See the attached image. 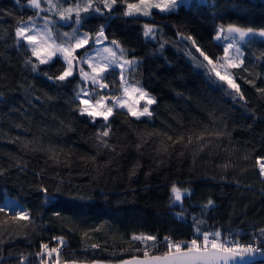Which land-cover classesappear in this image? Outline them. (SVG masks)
Returning <instances> with one entry per match:
<instances>
[{
    "label": "trees",
    "instance_id": "16d2710c",
    "mask_svg": "<svg viewBox=\"0 0 264 264\" xmlns=\"http://www.w3.org/2000/svg\"><path fill=\"white\" fill-rule=\"evenodd\" d=\"M94 3L101 11L82 14L81 29L94 34L103 25L107 40L139 59L142 87L156 100L153 114L136 119L116 107L108 146L101 144L103 119L93 122L79 112L85 81L78 64L66 81L49 80L44 73L59 75L64 61L39 64L23 41L17 44L26 5L0 0V206L6 207L0 264H40L41 243L56 247L59 237L60 262L110 263L143 255L133 234L184 239L199 227L243 243L255 235L264 240V178L257 164L264 157V92L258 91L264 57L257 58L264 38L240 42L244 63L229 69L239 94L196 50L219 61V25L264 28V0L195 1L171 12L153 10L151 18L124 16L121 0L111 11L101 0ZM145 24L153 35H144ZM173 185L185 191L179 203ZM209 199L213 204L205 207ZM15 211L30 219H13ZM250 264H264V256Z\"/></svg>",
    "mask_w": 264,
    "mask_h": 264
},
{
    "label": "snow or ice",
    "instance_id": "6c2138e0",
    "mask_svg": "<svg viewBox=\"0 0 264 264\" xmlns=\"http://www.w3.org/2000/svg\"><path fill=\"white\" fill-rule=\"evenodd\" d=\"M48 4V9L41 7V0H27L28 6L36 9V15L38 16L40 11H52L55 10L59 19L65 22L71 21L75 25L82 26L85 17L82 13H89L90 11L100 12L101 9L95 5L94 0H75V3H69L67 7H64V0H43ZM104 8L111 11L113 7L118 3V0H101ZM126 3V10L123 12L124 16L144 15L149 16L151 9L155 8L161 12L174 11L182 2V0H139L138 3H127V0H121ZM34 21L33 16H29L27 20L18 21V26L15 30L17 38V44L23 41L32 52V55L37 58L39 64H48L54 58L63 59L66 67L59 73V75H48L49 80L64 82L69 77L74 75V67L77 64L88 63L92 69L94 75L86 73L83 68H80L82 79L85 81L90 80L93 86H98L101 89L108 88L109 85L102 83L106 78L105 74L113 66H119L122 69L121 72V86L125 93L131 90L137 94L138 99L135 103L138 105L140 100L145 101L142 108H135L133 105L125 104L120 98H112V103L109 105L107 97L97 93L99 98H93L91 93H85L89 99H81V104L84 107L79 108L81 115H87L95 122L97 117H101L105 122L101 130L97 132V139L104 146H108L107 140L104 139L110 135V117L114 114V109L127 108L129 115L140 119L143 116H152L150 106L156 103L154 97H152L145 89L139 86L137 83H132L125 79L123 75L124 66L127 65L129 72L136 64L135 59H127L125 56V50L120 47L117 41L113 40L111 43L119 49V52L113 48H104L103 52L96 51V56L100 59L93 62V57L89 55L88 51H85L84 56L77 55V49H85L91 42L99 44L103 39H106L104 34L103 25L94 34L89 32L80 33L79 29L74 27L71 32H63L57 35L52 29L48 27L46 23L44 30L36 29L34 24L32 27L28 25ZM144 35L146 37L153 35V26L149 24L144 25ZM252 36H259L264 38V28L253 29L251 27L245 28L237 24L219 25L214 39L217 41H228L223 45V60L221 67L224 69L223 74L216 71L217 77L227 83L228 87L234 89L236 93H240L239 86L235 83L232 74L229 69L240 68L244 60L242 59L243 53L241 51L240 42L245 41ZM192 40L195 46V40L191 36L186 37ZM197 52L213 65V71L216 69V65L212 59L206 55L200 47L197 46ZM233 52L235 54H233ZM43 53V54H41ZM264 54H261V57ZM122 61V63H121ZM27 64H32V71H37V65L32 63L29 58L26 60ZM260 92H264V89H258ZM80 94L77 93V98ZM241 99H244L243 95H240ZM94 99V103H90V100ZM171 140L172 138L169 137ZM202 139V137H201ZM174 143L176 141H173ZM50 151L55 154V149ZM257 164L259 166V173L261 177H264V157L257 158ZM47 193V189H42ZM173 193V202H179L182 200L181 189L173 185L171 189ZM213 201L209 199L205 207L211 206ZM11 210V209H8ZM0 212H6L5 206H0ZM19 217L23 220H29L30 217L26 212L15 211L13 213V219ZM197 223H203V221H197ZM261 237H264V228L259 230ZM59 240V244L56 247H50L48 244L41 243L40 252L36 255L39 258L40 264H60L62 258L61 248L64 246L63 237L54 238ZM133 243L139 241L143 245V258L133 257L131 261H125L124 264H242V262L261 249L256 247L253 243H242L239 240L232 239L231 234L225 235L222 231H205L199 227H195L193 237L190 240L174 241L171 237L165 236L163 240H160L155 235L148 234H133L131 237ZM166 250L159 255L152 254L153 250L158 247H165ZM96 247V245H93ZM140 250V249H138ZM55 254V259L53 255ZM75 264V262H73Z\"/></svg>",
    "mask_w": 264,
    "mask_h": 264
},
{
    "label": "rangeland",
    "instance_id": "374dc122",
    "mask_svg": "<svg viewBox=\"0 0 264 264\" xmlns=\"http://www.w3.org/2000/svg\"><path fill=\"white\" fill-rule=\"evenodd\" d=\"M20 1L22 3H25V5H26L24 7L23 20L26 21L29 16L34 17V21L28 25L29 27H32L34 24L36 29L43 31L45 23H46V18H47L48 27L50 29H52L57 35H59L60 33H63V32H71L74 27L78 28L80 33L85 32L83 29H81L80 26L75 25L71 21L65 22V21L60 20L59 15L55 10L40 11L39 15L37 16L36 15L37 10L29 7L27 0H20ZM195 1L205 3L206 0H182L180 5H184V4L189 5L191 2H195ZM54 2H55V0H54ZM138 2H139V0L132 2V3H138ZM69 3H75V0H64V7H67ZM41 7L43 9H48L49 6L47 3H44L43 0H41ZM153 10H158V9H155V8L151 9V13ZM82 14L86 15V13H82ZM134 16H137L140 18H142V17L143 18H151L152 17L151 14L149 16H144V15H134ZM111 41L107 40V38H106V39H103L101 43L97 44L93 40V42L90 43V46L85 48V50H83L81 52L80 56H84L85 51H88L89 55L93 57V62H94V61L100 59L99 57L96 56L95 50H100L101 52H103L104 48H113L115 51L119 52V49L116 48L115 45H113L111 43ZM221 42H223V45H224L228 41L221 40ZM121 48H123L125 50V56L127 59H130V60L135 59V61H136V64L133 66V68L130 72L128 70L127 65L124 66L123 75H124L125 79L132 82V83L138 82L139 86L142 87V80H143V78H142V67H138L139 59L136 57H131L124 47H121ZM41 54H43V53H41ZM233 54H235V53L233 52ZM121 63H122V61H121ZM214 63L216 64L215 71H219L221 74H223L224 69L221 67L223 60L219 59V61L217 60ZM65 67H66V65H65ZM75 67H76V65H75ZM75 67H74V70H75ZM78 68H79V70H80V68H83L86 73H89L90 75H94V73L92 72V69L89 67L88 63L78 64ZM112 69H116L118 71L117 75L108 76L102 81V83H106L109 85L108 88L101 89L98 86H93L91 84L90 80L85 81L83 79L85 81V84L81 87V89L79 91L80 92L79 93L80 94L79 100L81 101V99H89V97L86 96L85 93H91V96L93 98H99L97 96V93H99L100 95L108 98L106 102L109 105H111V103H112V98L115 97V98H120L122 100V102L125 104L133 105L135 108H142L145 101L140 100L139 104L137 105L135 103V101L138 99L137 94L132 92L131 90H129V92H127V93H125L123 91V88L121 86V72H122L121 67L113 66L112 68H110V70H112ZM145 91L148 92L146 89H145ZM90 103H94V99H91ZM82 107H84V105H82ZM117 108H119V107H117ZM121 109L127 111V108H121ZM150 110H151V106H150ZM143 117H147V116H143ZM176 187H178V186H176ZM181 192H182V196H183V193L185 191L183 189H181ZM179 202H175V203H179Z\"/></svg>",
    "mask_w": 264,
    "mask_h": 264
},
{
    "label": "water",
    "instance_id": "95a60500",
    "mask_svg": "<svg viewBox=\"0 0 264 264\" xmlns=\"http://www.w3.org/2000/svg\"><path fill=\"white\" fill-rule=\"evenodd\" d=\"M155 255H159V254H155ZM262 256V254L260 253H255L254 255L247 257L242 264H250V262L254 261V260H259L260 257ZM133 257L136 258H143V255H132L130 257L124 258L121 260V262H106V261H89V262H84V261H76V260H68V261H63L60 262V264H73V262H75V264H124L125 261H131L133 259Z\"/></svg>",
    "mask_w": 264,
    "mask_h": 264
},
{
    "label": "built area",
    "instance_id": "2783aa9c",
    "mask_svg": "<svg viewBox=\"0 0 264 264\" xmlns=\"http://www.w3.org/2000/svg\"><path fill=\"white\" fill-rule=\"evenodd\" d=\"M262 178H264V177H262ZM166 236H168V235H166ZM165 237V236H164ZM170 237V236H169ZM193 236H188V237H185L184 239H173L174 241H184V240H190L191 238H192ZM172 238V237H171ZM242 242V241H241ZM249 242H251V243H253L256 247H258V248H260L261 249V251L260 252H258V253H260V254H262L263 256H264V240L263 239H261V238H257V236L255 235L254 237H253V239L252 240H250ZM248 242V243H249ZM243 243V242H242Z\"/></svg>",
    "mask_w": 264,
    "mask_h": 264
}]
</instances>
